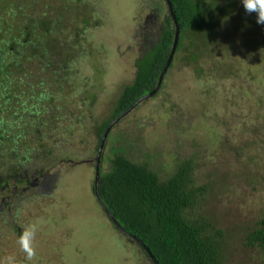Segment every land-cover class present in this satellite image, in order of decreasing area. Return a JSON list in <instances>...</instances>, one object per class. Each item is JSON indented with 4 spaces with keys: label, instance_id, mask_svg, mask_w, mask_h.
Wrapping results in <instances>:
<instances>
[{
    "label": "rangeland",
    "instance_id": "374dc122",
    "mask_svg": "<svg viewBox=\"0 0 264 264\" xmlns=\"http://www.w3.org/2000/svg\"><path fill=\"white\" fill-rule=\"evenodd\" d=\"M16 1L11 21L0 12L5 28L20 24L18 19H24L23 15L27 22L35 14L28 9V2L34 0H27L22 8ZM205 1L215 3L213 30L207 34L201 23L186 30L154 95L108 131L98 166L108 169L105 147L121 145L137 161L155 168L162 179L171 175L178 159L182 163L191 160L187 179L191 178L194 188L203 186L205 191L195 195L196 205L185 210V219L192 222L201 214L221 231V264H264V253L243 246L246 234L264 216V25L257 24L254 13L245 12L241 0ZM39 3L44 13L36 12L35 16L45 15L51 31L54 28L48 14L54 6L65 10L61 34L67 37L57 39L51 33L53 40H45L58 46L46 47L49 57L37 60L42 47L33 48L38 40L28 36L30 42L21 52L19 70L24 80L36 82L34 86L42 81L36 79L38 76L50 78L43 87L52 93V107H44L43 138L38 142L27 138L22 149L25 157L20 153L1 157L0 173L10 171L7 179L12 181L31 180L39 173L34 167L44 166L47 174L59 170L62 177L54 187L55 180L49 179V196L38 200L29 197L18 208L19 213L11 215L15 221L7 218L0 223V264L8 255H14L18 264H28L15 228L20 234L40 217L46 223L36 236L37 261L33 264H148L139 249L110 224L97 205L91 185L96 129L108 120L122 88L132 82L135 63L160 36V22L167 16L165 3ZM75 29L79 31L73 39ZM7 57L13 59L14 55ZM53 80H60L62 91H53ZM28 94L19 97L25 101ZM18 101L12 100V110L18 109ZM45 131L54 132L46 135Z\"/></svg>",
    "mask_w": 264,
    "mask_h": 264
},
{
    "label": "trees",
    "instance_id": "16d2710c",
    "mask_svg": "<svg viewBox=\"0 0 264 264\" xmlns=\"http://www.w3.org/2000/svg\"><path fill=\"white\" fill-rule=\"evenodd\" d=\"M26 1L17 0L16 3L22 8ZM38 1L40 2V0L28 2V9H33L35 14L36 12L43 14L44 11H42ZM169 2L178 25V40L174 53L181 47L183 34L190 27L199 26L201 23L206 33H211L215 21L212 14L215 3L205 0H169ZM14 4V0H0V12L4 11L3 14L8 20L11 17L10 12L11 8L15 6ZM66 10L67 12L70 11L69 8ZM64 11L62 7L56 8L54 6L48 14L50 16L46 15L52 28H54L53 31L46 27V21L43 18L45 15H42V18H36L33 14L27 22H25V15H23L24 19L22 16L18 19L19 23L21 21L20 24H13V26L9 24L7 28L4 26L3 19H0V154L6 155L2 154L0 158L7 159L8 154H13V156H16V153L22 154V149L29 137H34L37 142L43 138L41 123L44 107L45 109L52 107V93L50 91L45 92L43 86L50 78L43 80L38 76L39 78L36 79L42 80L38 86H34L36 84L34 80H24L25 76L19 70V59L20 57L23 58L21 52L25 49V45L30 42L28 36H33L38 40L37 45L33 48L39 47V45L42 47L36 54V59L41 60L44 56L49 57L50 51L47 48L54 49L58 45H56L57 43L50 44L49 40L46 41L45 38L53 40L51 33L57 39L62 36V26L66 21ZM160 27V36L153 42V47L135 63V76L132 82L122 88L108 120L103 121L97 127L95 134L97 139L96 155L102 136L110 123L125 113L133 103L142 99L127 113L134 111L139 103L147 99L143 97L155 88L171 50L174 37V26L168 12L167 16L161 20ZM82 30L84 31V29ZM78 31L79 29L72 30L73 39L77 37ZM17 34L21 35V38H18ZM4 37H6V41L2 40ZM40 37H43L42 41ZM62 37L67 36L63 35ZM258 39L257 37L254 38V40ZM174 53L169 66L175 57ZM11 54L14 55L13 59L7 57ZM47 65L46 63L45 66L43 65L45 69ZM46 71L43 73L46 74ZM51 78H54L53 74ZM52 84L56 86L53 91H62L63 87L60 80H53ZM27 91L30 94L26 100L20 99V95ZM15 98L20 101V104L18 101L19 110H12L9 106ZM45 112L47 114V111ZM122 119L123 116L117 122ZM51 132L45 131L46 135ZM103 146H105L104 143L101 149L104 148ZM37 147L38 144L34 149L36 153ZM105 150H107L105 160L108 162V169L105 171L98 166L97 194L103 205L126 233L141 241L158 264H221L222 252L219 242L221 231L214 228L212 224H208L201 214L192 222L187 221L184 217L185 210L195 207V195L205 191L203 186L194 188L190 185L191 178L187 179L191 160H185L182 163L178 159L175 170L170 176L167 175L165 179H162L158 176L155 168H151L146 161H137L128 148L121 145L110 149L105 147ZM100 155L99 162L102 163V156ZM195 156L192 154V157ZM23 157L25 156L23 155ZM23 157L20 155V158ZM173 159L175 160L174 156ZM34 168L36 173L39 172L37 180L44 183L47 181L43 193L44 197L49 196L51 194L50 185L52 186L49 179L55 180H53L54 185L52 186L54 187L57 181L61 180L62 175L59 170L52 174L48 173V175L44 166ZM6 172L7 174L0 173V189L9 181L7 176L10 171L6 170ZM20 181L27 184L29 179L23 178ZM91 192L102 211L103 209L94 194L93 182ZM41 195L42 192L37 190L36 199L42 197ZM109 222L116 229L110 219ZM16 228L15 232L17 231ZM117 232L121 234L118 230ZM121 235L125 237L123 234ZM126 239L139 249L148 264H152L137 243L129 238ZM243 246L264 253V216L256 228L246 234Z\"/></svg>",
    "mask_w": 264,
    "mask_h": 264
},
{
    "label": "clouds",
    "instance_id": "9594fccd",
    "mask_svg": "<svg viewBox=\"0 0 264 264\" xmlns=\"http://www.w3.org/2000/svg\"><path fill=\"white\" fill-rule=\"evenodd\" d=\"M241 3L247 14L256 15L257 24L264 25V0H241ZM45 223L44 218H37L26 225L17 238L20 251L28 264L37 261L36 236ZM3 264H18V261L14 255H8L4 258Z\"/></svg>",
    "mask_w": 264,
    "mask_h": 264
},
{
    "label": "flooded vegetation",
    "instance_id": "af4514ba",
    "mask_svg": "<svg viewBox=\"0 0 264 264\" xmlns=\"http://www.w3.org/2000/svg\"><path fill=\"white\" fill-rule=\"evenodd\" d=\"M39 178V177H38ZM34 176L28 183L25 184L23 181L16 179L12 181L9 179L7 184H4L0 189V223L7 222V218L11 219V222L15 221L11 218V215H15L21 204L26 203L28 198H35L37 190L42 192V197H44V187L47 186L45 183ZM35 180V181H34ZM12 184V185H10ZM23 184L25 185L24 187ZM36 190V192H35ZM41 198V197H40ZM13 210V212H12ZM19 211H17V214ZM11 225V224H10ZM20 232L17 229L16 233Z\"/></svg>",
    "mask_w": 264,
    "mask_h": 264
},
{
    "label": "water",
    "instance_id": "95a60500",
    "mask_svg": "<svg viewBox=\"0 0 264 264\" xmlns=\"http://www.w3.org/2000/svg\"><path fill=\"white\" fill-rule=\"evenodd\" d=\"M165 4H166V10L169 14V17L171 18V21L173 23V26H174V37H173V42H172V46H171V50L169 52V55L167 57V60H166V63L159 75V78L157 80V84L155 86V88L153 89V91L151 93H149L147 96L143 97V98H148L150 97L159 87L160 85V82L162 80V77L167 69V67L169 66V63L171 61V58H172V54L174 53L175 51V48H176V44H177V40H178V25H177V22H176V19H175V16H174V13L172 11V7H171V4L169 2V0H164ZM142 99L138 100L137 102L133 103L130 108L125 112L123 113L122 115H120L119 117L115 118L111 123L110 125L106 128L103 136H102V139H101V142H100V145H99V149L97 151V155H96V158H95V170H94V182H93V187H94V194L96 196V199L99 203V205L102 207L103 211L105 212V214L107 215V217L110 219V221L113 223V225L115 226V228L121 233L123 234L126 238H129L131 240H133L135 243H137L140 248L145 252V254L147 255V257L149 258V260L151 261L152 264H158L156 262V260L154 259V257L151 255L150 251L148 250V248L141 242L139 241L137 238L129 235L128 233H126L119 225L118 223L115 221V219L113 218V216L110 214V212L106 209V207L103 205L101 199L99 198L98 194H97V180H98V160H99V154H100V151H101V148H102V145L104 143V140H105V137L108 133V131L110 130V128L112 127L113 124H115L118 119L122 116H124L130 109H132L139 101H141Z\"/></svg>",
    "mask_w": 264,
    "mask_h": 264
}]
</instances>
